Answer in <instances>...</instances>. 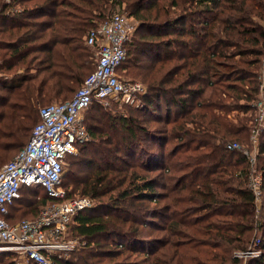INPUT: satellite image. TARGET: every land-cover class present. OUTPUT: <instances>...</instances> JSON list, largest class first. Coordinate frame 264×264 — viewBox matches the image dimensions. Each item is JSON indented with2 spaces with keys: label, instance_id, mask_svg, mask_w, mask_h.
Segmentation results:
<instances>
[{
  "label": "trees",
  "instance_id": "trees-1",
  "mask_svg": "<svg viewBox=\"0 0 264 264\" xmlns=\"http://www.w3.org/2000/svg\"><path fill=\"white\" fill-rule=\"evenodd\" d=\"M146 1L0 0V167L27 143L39 108L69 99L94 69L88 28L123 8L137 26L118 72L146 84L140 111L161 125L120 118L132 158L86 126L98 138L79 146L87 170L69 168L60 183L67 198L80 193L94 203L70 226L84 244L71 256L52 254L53 264H238L235 252L251 248L260 254L246 264H264V200L256 208L248 159L227 147L249 142L264 0ZM259 137L264 194V132ZM145 139L172 147L150 152L140 146ZM51 199L41 187L23 188L5 218H33Z\"/></svg>",
  "mask_w": 264,
  "mask_h": 264
},
{
  "label": "built area",
  "instance_id": "built-area-1",
  "mask_svg": "<svg viewBox=\"0 0 264 264\" xmlns=\"http://www.w3.org/2000/svg\"><path fill=\"white\" fill-rule=\"evenodd\" d=\"M132 29L128 15L121 10L88 28L84 40L95 48L94 69L69 99L39 108L40 120L33 125L27 143L0 167V252H16L34 264H53L52 254L60 252L58 255L64 257L79 243L84 244L83 237L66 236L73 217L90 207L92 199L88 196L66 197V191L60 185L65 158L75 154L89 139L82 114L94 100L104 102L123 97L129 101L144 93L139 81L118 72L127 56L126 45ZM259 105H262L261 101ZM227 147L236 148L237 144L229 143ZM248 162V186L257 201L262 192V173L257 170L254 158L249 157ZM26 187H41L52 199L39 208L35 217L10 223L5 218L9 206ZM259 254L258 248H251L234 255L249 258Z\"/></svg>",
  "mask_w": 264,
  "mask_h": 264
},
{
  "label": "rangeland",
  "instance_id": "rangeland-1",
  "mask_svg": "<svg viewBox=\"0 0 264 264\" xmlns=\"http://www.w3.org/2000/svg\"><path fill=\"white\" fill-rule=\"evenodd\" d=\"M151 1V0H147L144 3V6L147 5V3ZM154 2V1H153ZM116 10H121L124 11L127 14V11L119 8H115L113 10L110 11V14H112L114 11ZM129 17L130 20V24L133 26L132 29V33H131V39L133 38L132 35L134 36V32L137 26V21L136 19H134L133 17ZM137 38L141 39L140 36L142 35L141 31H137L136 32ZM95 53V50H94ZM123 62V61H122ZM150 62V59L147 61ZM22 71V70H20ZM122 75L128 79H132V80H136L139 81L142 86L144 87V92L147 91V86L146 84H144L139 78L137 77H133L130 76V74L127 73H122ZM257 79H258V85H257V93H256V97L254 100L250 101V106L253 107V113H250L251 111H247L245 114H252L251 116V122H249L248 124L250 125V134H249V142L248 144L242 145L240 143H236L237 147L234 149L237 150H241L247 157V159L249 157L254 158V163L255 166L257 168V170H259L260 168V161H259V156H257L259 154V142L262 140V138H260V134L264 132V52L263 55L261 57V63L259 66V69L257 71ZM142 94H139L137 97H134L133 99H130L129 101H126L125 99H123V97L117 98V99H110V100H106V101H102L99 104H93L92 108H88L87 110H85L82 114V121L85 123L86 126H88L89 129H98L103 131L102 133H100V135L103 134L104 136L110 135L113 138V142H118L120 144V156L122 158H132V152H136L135 150L129 149V152L124 149V144L125 141H120V138L122 136V128L120 125V118L122 117H128V118H132L135 120H139L143 125H146L147 128H149V130H152L158 126L161 125L160 122H157L155 120V118H153L151 115L144 113L143 111H140L141 109V104H142V99H141ZM262 102V105H259V102ZM52 102H59V101H51ZM48 104V103H46ZM239 114L242 115V112H240ZM259 115L261 116V118H259ZM143 121V122H142ZM253 128H256L255 132H253ZM89 131V130H88ZM90 137L87 140V142H93L92 140H94V143H98V138H95L93 136H91V133L89 132ZM142 136V135H141ZM144 138V136H143ZM118 140V141H116ZM142 148L149 150L150 152H157L159 150L164 149V153H168V150L172 147V143L167 142L163 148L161 149L158 146V143H156L155 141H151L148 139L143 140V142L140 145ZM131 150V151H130ZM126 151V153H125ZM17 153V152H16ZM15 153V154H16ZM81 154H86V152H83L82 147H78L77 152L73 155H70L66 160H65V171L64 174L67 172V169L71 168L72 169H80L81 170H87L86 168H84L82 166L80 159H78L79 156H81ZM12 159V157L9 158V160ZM9 160H6V162H8ZM72 162V163H71ZM133 162V161H131ZM135 163V162H134ZM134 163H131L134 165ZM167 164H172V160L169 161L167 160L166 162ZM260 172V170H259ZM63 174V175H64ZM157 174V171H150L148 173V175L153 176ZM63 177V176H62ZM61 182V181H60ZM61 185V183H60ZM62 187V186H61ZM63 188V187H62ZM64 189V188H63ZM65 190V189H64ZM263 195V196H262ZM73 196H86V195H81L80 193H75ZM89 197V196H88ZM264 200V194L262 192V194L259 196L258 200L256 201V208L260 209L261 204ZM93 201H92V205H93ZM23 217H28V215H21ZM263 216H264V210H263ZM74 218V217H73ZM155 221H159L158 219H152ZM264 221L263 219H260V222ZM71 226V224H70ZM146 228V232H150L151 234H157V231L155 229V227H151V226H145ZM67 238H76V237H81V236H74L71 232V227H69L68 230V234L66 236ZM75 248L72 250L74 251ZM71 251V252H72ZM71 252L66 253L67 256H71ZM0 264H7V263H11V264H31V262L26 261V259L22 256H20L18 253L16 252H11V251H1L0 252ZM54 254H60V252L58 253H54ZM64 255V257L66 256ZM246 256H243L242 258L240 257V262L238 264H246Z\"/></svg>",
  "mask_w": 264,
  "mask_h": 264
},
{
  "label": "crops",
  "instance_id": "crops-1",
  "mask_svg": "<svg viewBox=\"0 0 264 264\" xmlns=\"http://www.w3.org/2000/svg\"><path fill=\"white\" fill-rule=\"evenodd\" d=\"M2 73L0 72V75H1Z\"/></svg>",
  "mask_w": 264,
  "mask_h": 264
}]
</instances>
